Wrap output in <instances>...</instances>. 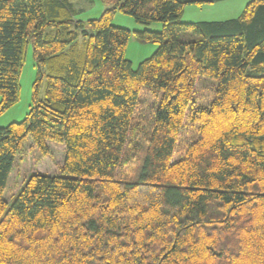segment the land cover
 Listing matches in <instances>:
<instances>
[{
    "label": "trees",
    "instance_id": "16d2710c",
    "mask_svg": "<svg viewBox=\"0 0 264 264\" xmlns=\"http://www.w3.org/2000/svg\"><path fill=\"white\" fill-rule=\"evenodd\" d=\"M101 1L0 0V113L29 43L37 69L0 128V264H264V0L201 22L184 6L223 0ZM117 11L161 24L135 69Z\"/></svg>",
    "mask_w": 264,
    "mask_h": 264
},
{
    "label": "rangeland",
    "instance_id": "374dc122",
    "mask_svg": "<svg viewBox=\"0 0 264 264\" xmlns=\"http://www.w3.org/2000/svg\"><path fill=\"white\" fill-rule=\"evenodd\" d=\"M74 6L82 9L79 19L88 20L98 17L106 8L101 0H73ZM250 0H225L222 2L187 4L184 6L183 22L217 21L226 18L237 17ZM111 24L117 27L128 29L131 34L125 48V58L132 63L133 69L144 59L149 58L157 49V45L151 42L142 41L136 38L134 32L142 30L159 31L161 24L153 23L149 26L136 23L132 17L117 11L111 20ZM36 66L32 55V46L29 43L25 49L23 64L19 77V98L18 101L4 112L0 113V128H4L13 122L22 121L29 112L32 105L33 86L36 80ZM44 83L40 88V96L44 93ZM1 100V96H0ZM27 159V171L22 178L12 177L10 182L14 184L11 196L16 192L17 187L22 183L26 174L36 171L32 164L34 156L29 153ZM37 163V162H36ZM13 192V193H12ZM9 193V194H10ZM14 197V196H13ZM12 197V198H13ZM11 198V199H12Z\"/></svg>",
    "mask_w": 264,
    "mask_h": 264
},
{
    "label": "crops",
    "instance_id": "0c3cea01",
    "mask_svg": "<svg viewBox=\"0 0 264 264\" xmlns=\"http://www.w3.org/2000/svg\"><path fill=\"white\" fill-rule=\"evenodd\" d=\"M71 1H72V3H74L73 0H71ZM223 1H225V0H223ZM218 2H222V1H218ZM77 9H80V8H77ZM82 11H83V10H82ZM239 15H240V14H239ZM239 15H238V16H239ZM238 16H237V17H238ZM234 18H236V17H234ZM228 19H232V18H226V19H224V20H228ZM224 20H217V21H224Z\"/></svg>",
    "mask_w": 264,
    "mask_h": 264
}]
</instances>
